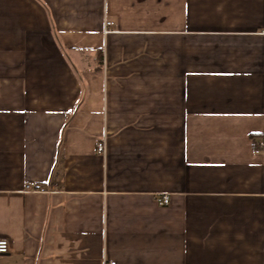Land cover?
<instances>
[{"label": "crops", "instance_id": "1", "mask_svg": "<svg viewBox=\"0 0 264 264\" xmlns=\"http://www.w3.org/2000/svg\"><path fill=\"white\" fill-rule=\"evenodd\" d=\"M261 141L264 0H0V264H264Z\"/></svg>", "mask_w": 264, "mask_h": 264}, {"label": "built area", "instance_id": "2", "mask_svg": "<svg viewBox=\"0 0 264 264\" xmlns=\"http://www.w3.org/2000/svg\"><path fill=\"white\" fill-rule=\"evenodd\" d=\"M114 22L111 20H106L105 22V33H107L110 30V26L113 25ZM260 147H264V141H261L259 143ZM107 150V146H106V138L105 136L98 141L97 143V152L100 154H105ZM30 188V185H27V189ZM159 203L161 205H166L169 203V195L164 194L160 199H159ZM10 250V242L7 239H0V254H4L7 253ZM104 264H116V261H106L104 262Z\"/></svg>", "mask_w": 264, "mask_h": 264}]
</instances>
